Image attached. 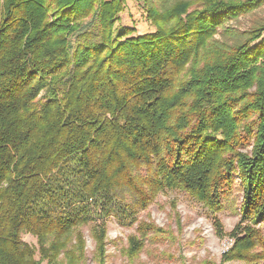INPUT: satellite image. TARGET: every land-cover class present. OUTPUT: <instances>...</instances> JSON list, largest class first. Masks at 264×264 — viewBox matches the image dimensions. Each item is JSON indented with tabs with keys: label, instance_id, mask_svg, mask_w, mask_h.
<instances>
[{
	"label": "trees",
	"instance_id": "16d2710c",
	"mask_svg": "<svg viewBox=\"0 0 264 264\" xmlns=\"http://www.w3.org/2000/svg\"><path fill=\"white\" fill-rule=\"evenodd\" d=\"M135 1L155 32L121 25L126 0H0V264H76L84 227L105 261L110 217L165 192L240 203L225 260L263 248L264 24L228 25L264 0Z\"/></svg>",
	"mask_w": 264,
	"mask_h": 264
},
{
	"label": "rangeland",
	"instance_id": "374dc122",
	"mask_svg": "<svg viewBox=\"0 0 264 264\" xmlns=\"http://www.w3.org/2000/svg\"><path fill=\"white\" fill-rule=\"evenodd\" d=\"M189 2L194 10L202 3L201 0H183ZM244 2L247 0H233ZM143 1L126 0L125 12L121 15V25L135 27L136 33L146 34L155 32L156 28L147 20ZM159 9H166L174 5L166 0H152ZM264 24V3L251 13L231 22L228 27L245 33ZM221 40L220 35L215 36ZM249 149L245 150V152ZM238 204H240L238 202ZM235 202L225 205L221 212L213 213L190 196L182 192H165L160 194L155 202L134 219L123 215H112L107 224L104 237V255L100 251L97 239L90 227L82 229L84 248L82 259L76 264H264L263 248L257 247L249 257V261L225 260L224 255L231 251L237 236L242 238L244 227ZM140 223L149 228L146 237L138 232ZM153 229V230H152ZM264 237V227L255 228ZM144 240V248L138 257L129 260L123 255L128 247L131 236ZM24 241L37 246V240L31 236H24ZM231 241L233 245L227 251ZM264 241V240H263ZM67 250H71L77 243V235L71 238ZM227 251V252H226ZM263 257V260H258ZM40 260L39 254L36 257ZM46 264V263H44ZM57 264H73L66 257L65 252L60 255ZM258 264V263H257Z\"/></svg>",
	"mask_w": 264,
	"mask_h": 264
},
{
	"label": "built area",
	"instance_id": "2783aa9c",
	"mask_svg": "<svg viewBox=\"0 0 264 264\" xmlns=\"http://www.w3.org/2000/svg\"><path fill=\"white\" fill-rule=\"evenodd\" d=\"M233 245V241H231L230 246L227 248V251L230 249V247ZM226 251V252H227Z\"/></svg>",
	"mask_w": 264,
	"mask_h": 264
}]
</instances>
